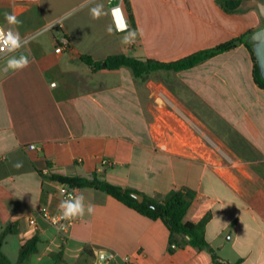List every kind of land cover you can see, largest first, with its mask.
<instances>
[{
	"label": "crops",
	"instance_id": "0c3cea01",
	"mask_svg": "<svg viewBox=\"0 0 264 264\" xmlns=\"http://www.w3.org/2000/svg\"><path fill=\"white\" fill-rule=\"evenodd\" d=\"M98 4L104 14L94 19L90 9ZM110 7V0H0V26L28 39L0 59V236L10 225L18 229L2 253L17 263L21 247L38 237V251L21 264H214L208 251L190 246L170 254L163 221L90 188L76 193L94 212L75 218L64 240L48 217L60 204L51 175L96 172L158 202L193 191L184 221L211 214L206 238L223 260L264 264V88L254 80L250 51L241 45L144 83L128 68L83 61L126 55L174 62L258 31V9L228 13L218 0H124L129 29L138 30L136 42L125 45L127 31H116ZM5 12L22 25H9ZM62 34L71 48L60 52ZM21 54L29 65L7 69ZM101 253L118 258L101 262Z\"/></svg>",
	"mask_w": 264,
	"mask_h": 264
},
{
	"label": "trees",
	"instance_id": "16d2710c",
	"mask_svg": "<svg viewBox=\"0 0 264 264\" xmlns=\"http://www.w3.org/2000/svg\"><path fill=\"white\" fill-rule=\"evenodd\" d=\"M260 1L264 3V0ZM218 3L228 13L243 11V9L240 7L243 3L241 0H218ZM255 32L256 31H250L241 37L231 39L213 48L198 51L185 58L169 63L142 60L126 55H115L108 57L105 60L106 66H104V63L95 62L89 56H84L83 61L88 65L95 66L99 69L106 68L109 70H117L120 68H128L137 80L144 83L158 71L166 70L180 72L188 70L217 55L229 52L241 45H244L250 51L254 63V80L259 87L264 88V80L260 74L253 46L249 43V38ZM51 180L68 184L76 189L90 188L103 191L145 217H148L152 220L160 219L169 230L168 251L170 254H174L178 249H185L186 247L190 246L199 250L208 251L214 264H230L223 260L218 255L217 251L213 249L207 241L206 230L211 219V214L206 215L198 223L184 221V218L187 215L195 198V193L193 191L188 189H179L176 190L168 200L158 202L133 189L124 188L101 180L100 176L96 172L91 174L89 177H83L79 175L53 174L51 175ZM132 193L143 195L146 202H152L153 204L159 206L161 211H155L154 209L150 208L147 203L140 204L134 197H132ZM17 232L18 229L16 225L13 224L4 229L1 233L0 264H21L32 254L38 251V244L40 240L38 237H35L21 247L17 263H12L2 253L1 247L7 236L16 234Z\"/></svg>",
	"mask_w": 264,
	"mask_h": 264
},
{
	"label": "clouds",
	"instance_id": "9594fccd",
	"mask_svg": "<svg viewBox=\"0 0 264 264\" xmlns=\"http://www.w3.org/2000/svg\"><path fill=\"white\" fill-rule=\"evenodd\" d=\"M113 16L116 21V31L123 32L127 30L126 35L122 37V43L125 45H131L136 42L138 30L129 29L128 25L124 22L122 18V10L120 8L112 9ZM90 14L94 19H98L103 15V5H96L90 9ZM5 20L9 25H13L19 28L22 25V21L17 18L15 14L4 13ZM107 31L111 34L113 29L111 26L108 27ZM142 34V33H141ZM23 46V42L18 31L9 30L7 33L0 30V52L7 50L8 52H14ZM29 58L23 54L19 57L13 56L7 61V69L9 70H21L29 65ZM16 167H21L22 163L18 162ZM59 208L62 210V216L64 219L71 220L77 217H82L87 211L88 214L94 212V206L89 204L87 209L84 205V197L76 196L74 198L70 197L68 199L62 200L59 204ZM61 229L63 225L60 226Z\"/></svg>",
	"mask_w": 264,
	"mask_h": 264
},
{
	"label": "built area",
	"instance_id": "2783aa9c",
	"mask_svg": "<svg viewBox=\"0 0 264 264\" xmlns=\"http://www.w3.org/2000/svg\"><path fill=\"white\" fill-rule=\"evenodd\" d=\"M110 4H111L110 14H111V17L113 19V23H114L115 27H116V21H115V18L113 16L112 9L120 8L122 10V18H123L124 22L128 25V28H129V21H128L126 14H125V10H124V0H110ZM0 30L4 31L5 33H7L9 31L8 29H4L1 26H0ZM125 31H127V30H125ZM21 40L23 42V46H25L26 43L28 42V39H26V38H21ZM70 48H71V45H70V41H69L68 37L65 34H62L57 40L58 51L61 52V51L68 50ZM20 49H18V50H20ZM14 52H16V51H14ZM10 53H13V52H8L7 50L0 52V59L3 58L4 56L10 54ZM29 149H31V150L36 149V145H34V144L29 145ZM103 164H105V165L108 164V161H103ZM45 174L47 175L48 171H46ZM55 185H56V191L60 196V202L62 200L68 199L70 197L74 198L77 196L76 188H73L68 184H64V183L57 182V181H55ZM48 217L50 219H53V224L58 228L63 239L66 240V234L69 231L70 227L73 225L75 218L71 219V220L64 219L62 216V210L60 208L58 209V211L55 214H49ZM31 223L35 224V221L31 220ZM61 225H63L62 229L60 227ZM117 258H118V255L115 253H101L99 255V260L101 262H111V261L117 260Z\"/></svg>",
	"mask_w": 264,
	"mask_h": 264
},
{
	"label": "water",
	"instance_id": "95a60500",
	"mask_svg": "<svg viewBox=\"0 0 264 264\" xmlns=\"http://www.w3.org/2000/svg\"><path fill=\"white\" fill-rule=\"evenodd\" d=\"M241 7H251L257 8L261 17L264 20V3L259 0H248L245 5H241ZM249 43L253 46L254 54L256 56V60L258 63V67L260 70V74L264 80V25L261 29L256 31L249 38ZM106 66V63H104ZM132 197H134L140 204L147 203V205L154 209L157 212L161 211V208L152 202H146L145 197L138 193H132Z\"/></svg>",
	"mask_w": 264,
	"mask_h": 264
}]
</instances>
